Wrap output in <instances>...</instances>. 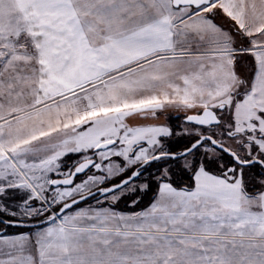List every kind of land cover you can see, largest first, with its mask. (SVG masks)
<instances>
[{"label": "snow or ice", "instance_id": "obj_1", "mask_svg": "<svg viewBox=\"0 0 264 264\" xmlns=\"http://www.w3.org/2000/svg\"><path fill=\"white\" fill-rule=\"evenodd\" d=\"M0 264H264V0H0Z\"/></svg>", "mask_w": 264, "mask_h": 264}, {"label": "crops", "instance_id": "obj_2", "mask_svg": "<svg viewBox=\"0 0 264 264\" xmlns=\"http://www.w3.org/2000/svg\"><path fill=\"white\" fill-rule=\"evenodd\" d=\"M16 11H17V9H16L15 5L11 4L8 8V12L14 14V13H16Z\"/></svg>", "mask_w": 264, "mask_h": 264}]
</instances>
